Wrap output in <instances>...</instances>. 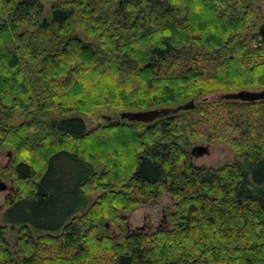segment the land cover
Masks as SVG:
<instances>
[{
	"label": "trees",
	"instance_id": "16d2710c",
	"mask_svg": "<svg viewBox=\"0 0 264 264\" xmlns=\"http://www.w3.org/2000/svg\"><path fill=\"white\" fill-rule=\"evenodd\" d=\"M44 1L0 0V149L20 176L0 264H264V101L207 100L264 90V0ZM191 100L151 124L82 118ZM204 141L238 160L197 165ZM164 195L171 228L132 231Z\"/></svg>",
	"mask_w": 264,
	"mask_h": 264
},
{
	"label": "rangeland",
	"instance_id": "374dc122",
	"mask_svg": "<svg viewBox=\"0 0 264 264\" xmlns=\"http://www.w3.org/2000/svg\"><path fill=\"white\" fill-rule=\"evenodd\" d=\"M46 1V0H45ZM44 1V2H45ZM259 13L260 15H264V4L259 5ZM264 24V16H262V22L260 23V26ZM113 112H109L107 109H99L97 110L92 116H84L82 115V118L86 122L87 128L90 130L93 127L103 124L104 119L103 116H109L113 115ZM56 117H59L58 115ZM26 119V117L22 116L21 113H17L12 117V122H10L12 125H18L21 122H23ZM9 123V122H8ZM9 125L11 126V124ZM208 146L209 145V154L196 159L195 163L199 166H207V167H221L227 164H232L238 160L237 155L235 152L232 151L227 145L224 143H214L209 144L208 142H197L193 145L195 146ZM192 147V148H193ZM4 150H8L4 149ZM9 151V150H8ZM241 161V159H239ZM6 158H2L0 160V167L1 165L6 164ZM1 204V201H0ZM173 200L169 195H164L162 198L151 202L150 204L137 208L133 210L128 217V225L130 226V229L133 230H141V231H148L153 232L158 229H169L171 228V224L169 221V214L173 210ZM16 213V211L14 212ZM14 213L12 216H14ZM11 215L8 216L7 211H1L0 210V226L4 225V221H10ZM122 229V228H121ZM108 232L111 234H118L120 233V228L113 226L108 228ZM18 236L15 234L14 238H17Z\"/></svg>",
	"mask_w": 264,
	"mask_h": 264
},
{
	"label": "water",
	"instance_id": "95a60500",
	"mask_svg": "<svg viewBox=\"0 0 264 264\" xmlns=\"http://www.w3.org/2000/svg\"><path fill=\"white\" fill-rule=\"evenodd\" d=\"M251 38L256 44H264V24H262L258 31L253 33ZM207 100L219 101V102H241V103H255L264 101V90H252V91H238L231 93H223L212 96ZM195 103L193 100L178 105L177 107L169 108H158L149 111L140 112H122L118 116H103V119L107 122H112L113 120H127L129 122L151 124L162 118L179 114L182 111H190L195 109ZM209 154L208 146H195L191 151L192 157L196 160L205 155Z\"/></svg>",
	"mask_w": 264,
	"mask_h": 264
},
{
	"label": "flooded vegetation",
	"instance_id": "af4514ba",
	"mask_svg": "<svg viewBox=\"0 0 264 264\" xmlns=\"http://www.w3.org/2000/svg\"><path fill=\"white\" fill-rule=\"evenodd\" d=\"M209 147V145H208ZM210 153V152H209ZM6 158V164L0 167V210L8 211L14 204V198L17 195L20 176L17 173V164L13 161V155L10 151L0 149V160ZM1 227H10L4 223ZM130 227V226H128Z\"/></svg>",
	"mask_w": 264,
	"mask_h": 264
}]
</instances>
